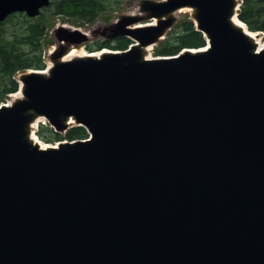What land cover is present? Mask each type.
<instances>
[{"label":"water","instance_id":"water-1","mask_svg":"<svg viewBox=\"0 0 264 264\" xmlns=\"http://www.w3.org/2000/svg\"><path fill=\"white\" fill-rule=\"evenodd\" d=\"M131 3L104 35L129 50L61 62L92 36L55 25L48 75L0 106V264H264V50L231 24L241 0ZM50 5L0 0V22ZM184 8L207 46L144 59ZM41 120L90 140L43 148Z\"/></svg>","mask_w":264,"mask_h":264},{"label":"trees","instance_id":"trees-1","mask_svg":"<svg viewBox=\"0 0 264 264\" xmlns=\"http://www.w3.org/2000/svg\"><path fill=\"white\" fill-rule=\"evenodd\" d=\"M131 1L133 0H51L50 7L44 9L35 19H30L25 14H14L6 21L0 22V106L19 91L17 77L20 73L45 70V42L49 30L52 29H49L52 26V18L60 17L73 25H92ZM239 19L250 31L264 32V0H242ZM132 44L131 39L118 37L108 41L101 40L85 48L91 53L103 49L123 52ZM206 45L204 35L197 31L194 22L187 18L154 47L153 53L155 57H173L184 49H201ZM36 135L45 144L89 138L86 128L82 126L59 134L48 124H40Z\"/></svg>","mask_w":264,"mask_h":264},{"label":"rangeland","instance_id":"rangeland-1","mask_svg":"<svg viewBox=\"0 0 264 264\" xmlns=\"http://www.w3.org/2000/svg\"><path fill=\"white\" fill-rule=\"evenodd\" d=\"M139 11V4H135V3H127L125 6H123L121 9H119L118 11L112 13V14H107L106 16H104L103 18H100L99 20H97L95 23H93L92 25H73L71 23H68V21L66 19L60 18V17H56V18H52V26L49 28L51 29L55 24L56 25H61V24H67L68 26H73L75 28H83L84 30L87 31V33L92 36V38L90 39L89 43H87V45H92L95 44L96 42H99L101 40H105V31L112 26L118 19L120 16L122 15H130V14H135ZM174 18L176 19L175 23L176 25L174 27H172L169 31H171L172 29H174L182 20L189 18L191 21L193 20V16L190 12L188 11H183V12H178L175 13ZM52 31V30H51ZM51 31L49 30V32L51 33ZM168 31V32H169ZM261 36H264V32L260 33ZM53 40V46L51 44V40ZM57 41L54 38V35L49 34L47 36L46 39V59H47V67L45 68V70L51 66L50 64V58H49V53L53 51L54 47L57 45ZM83 49V50H82ZM78 51H83L84 53H89V51L82 47L80 49H77ZM154 47L151 50V57L155 58L154 56ZM91 53V52H90ZM48 57V58H47ZM49 60V61H48ZM11 98H13L11 96ZM46 122L45 120H41L39 122V125L41 123ZM44 144V143H43ZM44 145H50V146H55L56 144H44Z\"/></svg>","mask_w":264,"mask_h":264},{"label":"bare ground","instance_id":"bare-ground-1","mask_svg":"<svg viewBox=\"0 0 264 264\" xmlns=\"http://www.w3.org/2000/svg\"><path fill=\"white\" fill-rule=\"evenodd\" d=\"M181 11H194V10H192L190 8H184V9H181L179 12H181ZM231 24L233 25V27H235L237 30L242 32L244 35H246L252 41L255 52H260V51L264 50V36H261L257 32H251L241 20H239V19H237L235 17L231 18ZM140 50L143 53V58L144 59H150L151 58V54L150 53H151V50H152V46L143 47ZM104 53H107V51H104V52H101V53H95V54H92V55H87V53H84L83 51L73 50L71 53L65 55L60 61L61 62L69 61V60H72L74 58L100 57ZM49 71H50V67H48L47 70H45L43 72H37L36 71V72H33V73H37V74H41V75H48ZM23 87H24L23 82L20 79V89L14 95V99H18L19 100V98L21 99L23 97ZM30 139L32 141H34L35 144H39L43 148L46 147L35 136H33L32 134L30 135Z\"/></svg>","mask_w":264,"mask_h":264}]
</instances>
